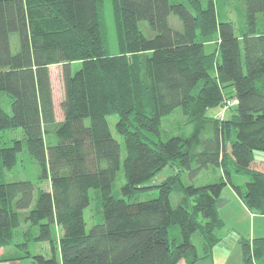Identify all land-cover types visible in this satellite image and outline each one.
Instances as JSON below:
<instances>
[{
    "label": "trees",
    "instance_id": "trees-1",
    "mask_svg": "<svg viewBox=\"0 0 264 264\" xmlns=\"http://www.w3.org/2000/svg\"><path fill=\"white\" fill-rule=\"evenodd\" d=\"M106 1L0 0V249L11 246L26 223L25 242L16 245L27 255L7 260L59 264L58 245L61 264H198L212 258L223 239L219 209L228 185L249 210L264 214V161L255 157L264 151V0H236L237 24L224 0H215L214 12L200 0H108L115 54ZM171 15L181 30L170 25ZM215 34L218 47L207 53L205 43ZM75 62L81 68L73 73ZM54 65L62 66L60 121ZM2 94L11 113L1 105ZM233 99L228 116L209 115ZM179 108L193 130L165 139L162 120ZM115 114L126 149L121 198L113 195L122 166L121 145L108 123ZM17 129L25 138L3 146L2 132ZM25 146L40 166L39 178L49 179V191L32 180L5 181ZM168 166L191 177L222 168L225 180L186 186L178 172L145 186ZM234 173L248 178L244 190ZM151 188L158 189L156 198L130 202ZM91 190L95 224L87 232ZM174 191L180 193L177 206ZM54 226L62 229L58 239ZM30 241L50 243L52 256L30 252ZM239 243L243 264H264V237Z\"/></svg>",
    "mask_w": 264,
    "mask_h": 264
},
{
    "label": "rangeland",
    "instance_id": "rangeland-1",
    "mask_svg": "<svg viewBox=\"0 0 264 264\" xmlns=\"http://www.w3.org/2000/svg\"><path fill=\"white\" fill-rule=\"evenodd\" d=\"M202 4L208 3L209 10L211 12L215 11V0H200ZM207 2V3H206ZM226 4V8L228 11V18L231 19L233 22L237 24L239 18H238V8H237V1L236 0H224ZM105 19L107 23V33H108V38H109V46H110V51L112 53H117L118 52V46H117V41H116V34H115V27H114V21L112 17V12H111V5L110 2L107 0L106 1V6H105ZM169 23L170 25L177 30L182 29V23L179 20V18L175 15H171L169 17ZM140 29L141 31L146 35L151 37L153 33L149 29V26L146 22H141L140 23ZM207 34L211 33V30L207 26ZM218 34H215L211 36L208 41L205 43V51L207 53H212L215 52L217 47H218ZM12 42V50L13 52H16L18 49V39L16 35L12 36L11 39ZM81 68V62H75L72 64V72L75 73ZM51 71V78H52V84H53V94H54V99H55V108L57 112V119L60 121L63 119V113L61 111V102L64 98V86H63V78H62V66L61 65H54L50 68ZM1 105L4 107V109L11 113V107H10V102L6 94H2L1 96ZM227 102L221 106L220 108L213 109L209 111V115L211 116H216V117H223L228 116V110L226 109ZM118 115H110L108 117V123L110 130L114 136V138L120 143L121 145V160H122V166L121 169L118 171L116 180L113 184V195L116 197L121 198V188L125 184V176H124V170H123V161L126 156V149H125V144H124V139L123 137L117 133L115 125L118 122ZM193 127L192 126H187L184 125V117L182 113V109L179 108L176 111H174L171 115L166 116L162 120V137L167 139L169 136L173 135H188L192 132ZM147 135L148 134L146 133ZM2 139H3V146L10 147L14 144V140H23L25 138L24 132L22 129H17V130H5L2 132ZM153 137V135L151 136ZM57 142V138L54 137L53 143ZM255 157L259 161H264V151H256L255 152ZM232 168H233V160H232ZM182 169H178L177 167H171L168 166L164 170H162L156 177H154L152 180L147 182L145 186H156L165 181L168 177L173 176L177 174L178 172H181ZM184 170V169H183ZM41 174L40 171V166L38 165L37 161L29 155V152L26 148L24 147V150L19 154V162L18 165L11 171H7L5 174V181L12 182V181H18V180H32L37 189H42L45 191L50 190V181L49 179H43L41 180L39 178V175ZM182 175V182L184 185H194L196 187L198 186H203L211 183H216L220 182L222 180H225V175L222 170V168H216V167H210L207 170H203L202 172H199L198 175L195 177L190 176V171L184 170L181 172ZM234 183L236 185H239L245 189L246 182L248 181V178L234 173L232 177ZM223 193V196L228 193V191H225ZM91 195V205L85 210L84 212V217H85V222H86V231L89 232L91 227L95 224V218H93V210L95 206V197H94V191H90ZM159 195V191L157 188H151L148 189L147 191L140 193L135 197L134 200H131L130 202H137V201H145V200H150L154 199ZM180 199V193L174 191L171 194V202L174 206H177L178 201ZM29 229V225L26 223H22L20 228L17 230L15 237H14V243L6 247L5 249H0V264H32V260L29 258H20L17 261L14 260H7L9 258H17V257H22L27 255L26 249H21L18 247L16 244L23 243L25 242V231ZM36 234L38 233V227L34 230ZM54 233H55V239H58L60 235H62V229L58 226H54ZM193 240L195 244L197 245V248L201 252V238L198 237V235L193 236ZM57 245V243H56ZM230 247V246H229ZM234 247L236 248L237 253H241V247L240 243H238L237 246H232L228 249H233ZM28 250L32 252L33 254H41L47 258L52 256V250L50 247V243L44 242V243H35L30 241L29 242V247ZM56 254L57 258L60 263L61 256L59 252V247L57 245L56 248ZM217 260L219 262H222V254H217ZM212 258L202 260L198 264H212ZM217 263V262H216ZM180 264H185V262H181Z\"/></svg>",
    "mask_w": 264,
    "mask_h": 264
},
{
    "label": "crops",
    "instance_id": "crops-1",
    "mask_svg": "<svg viewBox=\"0 0 264 264\" xmlns=\"http://www.w3.org/2000/svg\"><path fill=\"white\" fill-rule=\"evenodd\" d=\"M224 190L228 191L223 196L227 202L220 207L219 213L226 224V231L222 241L214 248L212 264H243L241 253L236 252L237 247L228 249L237 246L242 238L253 240L264 237V214L249 210L230 185ZM217 254L223 255L222 262L217 260Z\"/></svg>",
    "mask_w": 264,
    "mask_h": 264
},
{
    "label": "built area",
    "instance_id": "built-area-1",
    "mask_svg": "<svg viewBox=\"0 0 264 264\" xmlns=\"http://www.w3.org/2000/svg\"><path fill=\"white\" fill-rule=\"evenodd\" d=\"M237 104V100H231V101H228L227 102V105H226V109L228 110L230 107L234 106ZM224 114H222L221 116L223 117Z\"/></svg>",
    "mask_w": 264,
    "mask_h": 264
}]
</instances>
